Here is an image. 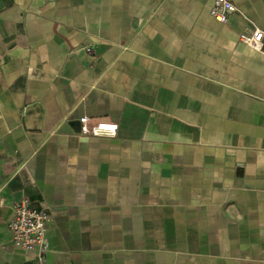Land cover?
Segmentation results:
<instances>
[{
  "label": "crops",
  "instance_id": "crops-1",
  "mask_svg": "<svg viewBox=\"0 0 264 264\" xmlns=\"http://www.w3.org/2000/svg\"><path fill=\"white\" fill-rule=\"evenodd\" d=\"M232 1L0 0V264H264V0Z\"/></svg>",
  "mask_w": 264,
  "mask_h": 264
},
{
  "label": "built area",
  "instance_id": "built-area-1",
  "mask_svg": "<svg viewBox=\"0 0 264 264\" xmlns=\"http://www.w3.org/2000/svg\"><path fill=\"white\" fill-rule=\"evenodd\" d=\"M236 7L232 0H213L210 15L223 25L230 23ZM240 40L249 47L264 51V31L256 30L243 34ZM87 53L93 52V46L85 47ZM84 136H114L118 126L114 123H99L93 127L88 125L89 118L80 119ZM51 214L46 207H35L28 199H24L14 206L13 214L8 220V229L13 246L29 254H34L40 263L46 260L50 250L48 224Z\"/></svg>",
  "mask_w": 264,
  "mask_h": 264
}]
</instances>
